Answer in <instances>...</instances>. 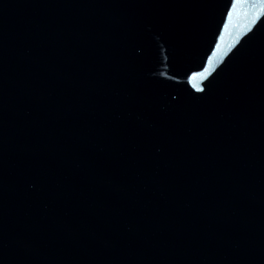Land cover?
<instances>
[{
    "label": "water",
    "instance_id": "obj_1",
    "mask_svg": "<svg viewBox=\"0 0 264 264\" xmlns=\"http://www.w3.org/2000/svg\"><path fill=\"white\" fill-rule=\"evenodd\" d=\"M263 178L262 0H0V264H195Z\"/></svg>",
    "mask_w": 264,
    "mask_h": 264
},
{
    "label": "snow or ice",
    "instance_id": "obj_2",
    "mask_svg": "<svg viewBox=\"0 0 264 264\" xmlns=\"http://www.w3.org/2000/svg\"><path fill=\"white\" fill-rule=\"evenodd\" d=\"M262 2H264V0H262Z\"/></svg>",
    "mask_w": 264,
    "mask_h": 264
}]
</instances>
